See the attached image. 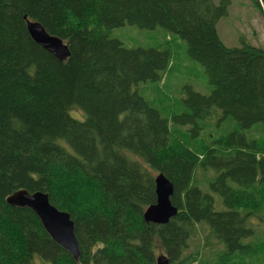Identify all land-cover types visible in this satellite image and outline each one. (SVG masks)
<instances>
[{
    "label": "trees",
    "instance_id": "16d2710c",
    "mask_svg": "<svg viewBox=\"0 0 264 264\" xmlns=\"http://www.w3.org/2000/svg\"><path fill=\"white\" fill-rule=\"evenodd\" d=\"M257 1L264 14V0ZM229 5L0 0V264H156L159 256L168 264H242L255 255L254 212L264 223V157L256 143L233 132L201 155L177 139L199 137L215 110L220 121L264 129V50L222 43L217 24ZM26 22L60 39L68 58L61 62L37 45ZM124 25L163 29L202 66L209 94L186 87L183 112L172 117L191 136L173 129L174 138L168 120L135 91L162 79L169 51L126 49L108 35ZM197 169L212 174L204 183L220 197L222 211L199 189ZM159 173L172 183L170 202L178 209L164 225L143 221L156 202ZM255 187L258 202L246 193ZM18 190L45 193L70 216L77 261L33 212L6 203ZM199 228L223 247L213 258L186 257Z\"/></svg>",
    "mask_w": 264,
    "mask_h": 264
},
{
    "label": "rangeland",
    "instance_id": "374dc122",
    "mask_svg": "<svg viewBox=\"0 0 264 264\" xmlns=\"http://www.w3.org/2000/svg\"><path fill=\"white\" fill-rule=\"evenodd\" d=\"M218 2V0H214ZM260 2V1H259ZM257 0H230L228 13L222 17L217 24V33L220 40L226 47H239L240 42L244 41L249 45L264 50V14L261 5ZM109 37L122 43L126 49H158L168 50L170 61L168 67L157 82H147L135 87V91L141 95L149 107L157 110L168 120V125L175 138L177 131H185L189 136V127L175 125L172 117L183 112L182 99L185 98V88L190 87L194 91L208 95L209 89L202 66L192 61L186 54V44L179 38L170 35L160 28L154 30L139 29L134 26L124 25L109 31ZM221 113L215 110L212 119L206 123L199 137L189 140L187 137H177L178 140L186 144H191L192 149L201 155H206L210 148L216 147L213 141L224 138L230 133L238 132L245 136L248 142L254 141L257 152L264 157V129L261 124H254L250 128L241 129L237 122L232 118L220 121ZM184 127V128H183ZM175 132V133H174ZM174 133V134H173ZM200 157V156H199ZM197 169L195 177L201 183L198 187L201 191L209 193L214 199V210L222 211L220 197L211 193L204 177L212 175L210 172ZM258 202L260 189L258 187L246 190ZM258 210L254 212L252 224L255 227V236L252 240L255 255L242 257V264H264V223L258 220ZM257 214V216H256ZM256 216V217H255ZM255 244V245H254ZM262 244V245H260ZM223 247L216 241L208 238L206 231L199 228L197 235L189 242L186 249V257L192 256L199 259L202 256L213 258Z\"/></svg>",
    "mask_w": 264,
    "mask_h": 264
},
{
    "label": "water",
    "instance_id": "95a60500",
    "mask_svg": "<svg viewBox=\"0 0 264 264\" xmlns=\"http://www.w3.org/2000/svg\"><path fill=\"white\" fill-rule=\"evenodd\" d=\"M27 32L32 40L59 61H65L68 50L63 42L48 35L37 22H26ZM173 193L172 183L162 174L155 177L156 202L143 213L145 223L164 225L177 213V208L170 202ZM11 207L27 208L41 221L51 239L62 249L70 253L74 261L78 260L79 246L74 235V224L67 213L61 212L50 205L48 197L42 192L29 195L19 190L6 198ZM156 264H168L164 257H158Z\"/></svg>",
    "mask_w": 264,
    "mask_h": 264
},
{
    "label": "bare ground",
    "instance_id": "6f19581e",
    "mask_svg": "<svg viewBox=\"0 0 264 264\" xmlns=\"http://www.w3.org/2000/svg\"><path fill=\"white\" fill-rule=\"evenodd\" d=\"M58 60V59H57ZM173 187V186H172ZM19 191V190H18ZM24 191H26V190H24ZM16 192V191H15ZM27 192V191H26ZM14 193V192H13ZM12 193V194H13ZM29 195H32V194H34V193H36V192H34V193H29V192H27ZM45 194V193H44ZM173 194V193H172ZM52 206V205H51ZM175 207V206H174ZM55 208V207H54ZM177 208V207H176ZM31 211V210H30ZM32 212V211H31ZM62 212V211H61ZM177 212H178V209H177ZM65 213V212H64ZM35 214V213H34ZM177 214V213H176ZM37 217V216H36ZM38 218V217H37ZM39 219V218H38ZM40 221V220H39ZM40 223H41V221H40ZM42 225V224H41ZM42 227H43V225H42ZM43 229H44V227H43ZM45 230V229H44ZM47 233V232H46ZM48 234V233H47ZM49 235V234H48ZM50 236V235H49ZM67 252V251H66ZM70 254V253H69ZM72 257V256H71Z\"/></svg>",
    "mask_w": 264,
    "mask_h": 264
}]
</instances>
